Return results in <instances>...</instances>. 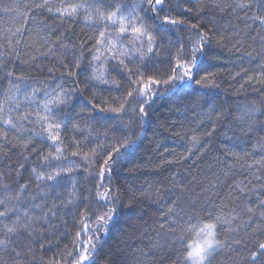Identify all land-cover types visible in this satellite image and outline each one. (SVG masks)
<instances>
[{"label":"snow or ice","instance_id":"obj_1","mask_svg":"<svg viewBox=\"0 0 264 264\" xmlns=\"http://www.w3.org/2000/svg\"><path fill=\"white\" fill-rule=\"evenodd\" d=\"M199 2L200 7L195 9L198 14L208 6L223 11L219 0ZM171 5L172 0H140L131 6H126L119 0H113L112 3L108 0H59L58 6L53 4V0H0V13L15 12L16 19L24 18L14 29L11 26L0 27V72L4 73L0 80H7V87L0 91V154L7 155L5 148L11 144L12 148L20 150L25 160L29 158L30 153H36L45 162L47 169L33 167L29 179H22L20 170L23 169V164H20L16 170L15 187L6 180L5 174L0 172V264H95L94 256L98 247L113 229L121 230L120 243L124 247L117 245L116 251L121 253L123 258L113 260L111 264H156L158 253L160 261L167 258L170 264H215L217 257L225 252H236V256L240 258L235 260V264H264V242L258 243L254 249H249L240 237L242 228L245 231L251 229L252 232L264 229V199L259 200L256 208L245 205L246 213L250 214L247 220H241L236 208L229 209L226 203L213 204L216 211L206 209V214H202L199 211L200 203H212V195L215 193L205 187L194 195H185V187L176 182L174 186L179 191L172 193L174 198L165 202L164 206L157 208L154 213L156 219L152 221V225L158 230L153 238L149 235L152 225L143 220L144 213L140 207V197L147 199L149 193L142 191L140 197L136 194L122 197L119 189H114L111 184L115 166L135 151L141 139L149 115L146 109L152 108L158 98L166 95L169 98L176 97L180 102L177 104L178 108L185 105L192 110L202 102L208 109L204 118L215 117L210 130L203 133L207 136H212L217 126L228 120L231 115L216 107L214 101L205 98L206 94L197 93L193 86L206 87L214 84V81L209 79L214 74L202 68L203 58L209 55L207 48L214 38L218 46L230 52H239L244 48L245 40L239 32L226 35L218 31L214 17L200 16L197 23L189 22L197 38L189 36L188 45H175V52H168L167 67L164 68L153 62L162 54L157 36L159 33H167L170 26L178 28L185 24L183 17L177 18L170 14L173 11ZM227 7L235 13L238 10H248L250 4L247 0H238ZM166 8L168 12L165 11ZM191 10L184 9L186 12ZM44 13H47L54 23L60 24L72 23L82 17L95 28L93 43L88 46L86 41H80L79 54H74L71 65L62 63V66L68 69L67 76L75 75L73 69L80 68L86 48L91 53L88 62L92 66V72L84 81L85 89L90 86L88 81L95 82L93 89L96 84L115 85L120 88V80L110 72L114 70L117 75L126 74L127 88L122 97H112L111 102L108 99L98 101L96 92L93 91L91 99L88 100L91 109L87 106L80 109L81 112H88L90 116L91 110L117 114L118 120L111 128L113 134L110 139L106 132L104 141L96 140L84 144L83 141L92 135L91 132L85 133V128L89 125L81 127L64 113L73 93L79 90L80 81H75V86L71 88L57 84L49 90L43 84L31 86L20 83L25 81V75L17 74L9 68V64L21 56L19 46L23 42L25 24L29 18L34 20V36L43 41L40 47L48 45L45 52H40V48H36V52L40 55H55L54 45L67 47L61 39L64 33L52 40L46 31L50 25L36 19ZM251 19H258L264 27V16ZM261 41L262 50L256 55L264 60V37ZM27 47L31 49L32 45ZM24 55L32 60L36 59L31 51ZM247 55L254 58L253 52H248ZM59 58L62 61V57ZM22 62L28 63L27 60ZM260 67L264 68V63ZM53 70L48 69L49 72ZM259 76L264 77V72ZM248 79H255L257 83L264 84V80L258 77L250 76ZM133 97L136 107L132 106L130 100ZM126 108H130L134 117H137H129L127 124L124 123V116L120 115L126 112ZM262 116L264 108L253 105L237 112L235 120L242 125L241 132L247 128L248 131L255 129L264 133V127H257ZM69 124L83 134L82 140L75 141L76 150L72 151L71 155L80 156L84 161L85 170L90 173L92 169H97L95 212L80 203L83 197L74 179L69 181L71 191H67L66 186L60 184L58 178L67 176L73 168L50 163L52 160H61L65 155L61 130L66 129ZM136 128H139V131ZM9 133L13 134L11 139ZM37 137L51 141L50 150L46 154L29 148ZM225 137L232 138L227 132ZM190 144L193 147L199 145L201 151L207 147L206 144H201L196 134L191 136ZM191 151V147L187 149L188 154H191ZM229 154L236 155L231 150L225 152V155ZM186 158L185 155L181 156V159ZM255 164L264 166V156L255 161ZM228 167L230 169L231 165ZM175 179L172 177L173 181ZM51 181L56 183L49 184ZM42 186L55 194L50 204L48 192L41 196V202L36 200L34 189H40ZM235 186L240 192L245 191V187L240 183ZM215 187L213 184L212 188ZM61 191L66 192L63 198ZM60 209H75L76 214L81 217L77 221L79 227L75 230L71 246L65 245L63 251L47 256L45 253L52 251L53 240L57 241L55 246L59 248L58 237L62 235L59 225L54 221L59 216L65 226L67 224ZM257 212L259 218L255 219ZM238 220L241 222L236 223ZM134 234L150 241L147 251L128 243ZM177 246L179 256L172 259ZM234 246H242L247 255L241 257L240 248ZM126 250L131 255L125 254Z\"/></svg>","mask_w":264,"mask_h":264},{"label":"trees","instance_id":"obj_2","mask_svg":"<svg viewBox=\"0 0 264 264\" xmlns=\"http://www.w3.org/2000/svg\"><path fill=\"white\" fill-rule=\"evenodd\" d=\"M108 2L112 3L113 0H108ZM119 2L131 6L139 3L140 0H119ZM236 2L238 0H219L223 11L208 6L202 13L198 14L195 9L200 7L199 0H172L173 11L170 14L177 18L183 17L185 24L178 28L170 26L167 33H159L157 36V43L161 46L162 54L153 62L162 65L164 68L167 67L168 52H175V45H188L189 36L193 39L197 38L195 30L190 27V23H197L200 16L214 17L218 31H222L226 35L239 32L246 43L239 52H230L226 48L218 46L214 38L212 44L207 48L209 55L203 58L202 68L204 71L214 74L209 77L210 80L214 81V84L206 87L194 85L195 91L199 94H206L205 98L214 101L216 107L226 113H231L228 120L217 126V130L212 136L203 133L210 130L215 117L204 118L208 109L203 106L202 102L196 106L195 110L185 105L178 108L177 104L180 102L177 98H169L166 95L158 98L152 108L146 109L149 115L146 118L143 134L135 151L115 166L111 184L114 189H119L122 197H129L133 194L140 197L142 191L149 193L147 199L140 197L142 201L140 207L144 213L143 220L147 221L149 225H152V221L156 219L154 215L156 209L162 208L165 202L174 198L172 193L179 191L174 186L176 182L185 187V195H194L205 187L210 188L215 193L212 195V203H200L199 211L202 214H206V209L216 211L217 209L213 208V204L226 203L229 209L236 208L241 220H247L250 214L246 213L245 205L256 208L259 200L264 199V166L255 164V161L264 156V133L255 129L248 131L247 128L241 132L242 125L235 120L236 113L242 109L253 105L257 108H264V84L257 83L255 79L251 81L248 79L252 76L264 80V77L259 76L261 72H264V68L260 67L264 60L256 55L262 50L261 38L264 37V27L260 25L258 19H251V17L264 16V0H247L250 4L248 10H238L233 13L227 5ZM53 4L58 6L59 0H53ZM186 8L192 10L186 12L184 11ZM165 11L168 12V9L166 8ZM16 17L17 13L15 12L0 13V27L11 26L14 29V27L19 26L24 18L21 17L18 20ZM36 19L43 20L50 25L46 31L52 40H56L57 35L64 33L61 39L67 47L60 48L59 44L54 45L55 55H40L36 52V48H40V52H45L48 45L40 47L43 41L34 36L32 31L34 20L29 18L25 24L23 42L19 46L21 56L12 61L9 68L17 74L23 73L25 75V81L20 83L31 86L43 84L49 90L57 84L64 88H71L75 86V81H80L79 90L73 93L72 100L65 107L64 113L74 123L80 124L81 127H84L85 124L89 125L85 128V133L91 132L92 135L88 137V140L83 141L84 144L96 140L104 141L106 132L110 139L113 134L111 128L118 120L117 114L91 110L90 116L88 112H81L80 109L85 106L91 109L88 100L91 99L93 91L96 92L98 101L108 99L111 102L112 97H122L127 88L126 74L117 75L114 70L110 72L112 76L120 80V88H116L115 85L96 84L93 89L92 85L95 82L88 81L90 86L85 89L84 81L92 72V66L88 62L91 53L87 48L83 53L84 59L80 68L73 69L75 75L67 76L68 69L64 68L62 63L71 65L74 54H79L80 41H86L88 46L93 43L94 26L82 17L72 23L65 24L54 23L47 13L36 17ZM201 30H203V26ZM28 45H32L31 49L27 47ZM28 51L36 56L35 60L24 55ZM248 52H253L254 58L248 57ZM59 57H62V61ZM24 60H27L28 63H23ZM49 68L54 70L49 72ZM203 74L202 71L201 75ZM3 75L4 73L0 72V77ZM6 87L7 80H0V91ZM130 100L132 106L136 107L135 97L130 98ZM120 115L124 116L125 124L128 123L129 117L137 119L130 108H126V112ZM229 121H231L230 124ZM257 127H264V116L260 118V124ZM136 130L139 131V128ZM61 132L65 155L61 160H52L50 163L73 168L72 172L68 173L67 176L59 177L58 180L62 186H66L67 191H71L69 181L74 179L82 193L83 198L80 203L87 205L90 211L95 212L97 205L95 190L98 184L95 173L97 169H92L90 173L85 170L84 161L80 156L71 155V152L76 150L75 141L82 140L83 134L73 129L71 124L66 129H62ZM225 132L232 138L226 139ZM193 134L199 137L201 144L207 145L206 150L201 151L199 145L193 147L190 144ZM12 135L9 133L10 139ZM13 143H15L14 140ZM50 145L51 141L37 137L29 148H35L37 152L46 154L50 150ZM190 147L192 151L191 154H188L187 149ZM228 150L236 155H225ZM5 151L7 155L0 154V172L5 174L6 180L13 183L14 187V181L17 178L16 170L20 164H23V169L20 170L22 179H29L33 167L39 166L46 169L45 162L36 153H30L29 158L25 160L20 154V150L12 148L11 144L6 146ZM182 155L187 156V158L181 159ZM229 165H231L230 169ZM249 165L252 167L250 168ZM225 170H227V174H225ZM172 177L176 178L175 181L172 180ZM257 177L260 178L257 179ZM48 183L55 184L56 181ZM237 183L245 187L243 193L235 186ZM213 184L216 185L215 188H212ZM34 192L37 202H41V196L45 192L49 193V204L55 198V194L44 186L40 189H34ZM65 195L66 192L61 191V198ZM57 203H59L58 200ZM60 212L67 224L65 226L59 216L54 221L59 225V232L62 235L58 237L59 248L55 246L57 241L53 240L52 251L46 252L45 255L47 256H52L54 252L63 251L65 245L71 246L75 230L79 227L77 221L81 217L76 214L75 209H60ZM258 218L259 213L257 212L255 219ZM133 219L135 220V217ZM240 222V220L236 221V223ZM137 223H143V221H137ZM157 230L156 226L152 225L149 235L155 238ZM240 237L249 249H254L258 243L264 242V229L252 232L251 229L245 231L242 228ZM120 240L121 230L113 229L104 239L102 245L98 247L97 254L94 256L95 264H111L113 260L122 259V254L116 251L118 244L121 248L124 247ZM128 243L147 251L150 241L139 234H134L133 239L129 240ZM234 247L240 248L241 257L247 255V251L242 246ZM125 254L131 255L127 250ZM177 256H179V246L171 258L175 259ZM239 258L236 256V252H225L217 257L215 264H235V260ZM156 264H170V260L166 258L160 261L158 253Z\"/></svg>","mask_w":264,"mask_h":264}]
</instances>
